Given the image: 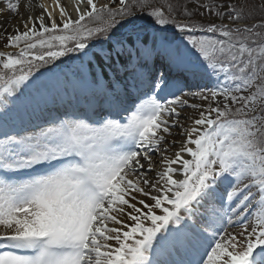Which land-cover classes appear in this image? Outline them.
Wrapping results in <instances>:
<instances>
[{"label": "snow or ice", "instance_id": "snow-or-ice-1", "mask_svg": "<svg viewBox=\"0 0 264 264\" xmlns=\"http://www.w3.org/2000/svg\"><path fill=\"white\" fill-rule=\"evenodd\" d=\"M25 9L0 36V264H264V0Z\"/></svg>", "mask_w": 264, "mask_h": 264}, {"label": "bare ground", "instance_id": "bare-ground-1", "mask_svg": "<svg viewBox=\"0 0 264 264\" xmlns=\"http://www.w3.org/2000/svg\"><path fill=\"white\" fill-rule=\"evenodd\" d=\"M8 2V0H0V34L3 32H9L12 33L13 32V27L19 26L20 30L23 31L22 28V22L23 19H26L27 15H29L30 13L26 12L25 6L28 3V0H19L20 3V9H19V14L17 13H13L10 12L9 10H7L6 8V3ZM12 2H16V0H12ZM38 2V0H33V3ZM49 3H51V0H48ZM62 3H67L68 0H61ZM39 10H36V13L38 14ZM187 91V90H186ZM196 111H190L188 109H185V112L183 113V115H195ZM174 133L177 131L176 129L172 130ZM182 139V137L180 136H170L168 137V140H180ZM178 148V145H177ZM176 150V148L171 149V152H174ZM185 158H188V156L186 155ZM227 228V226H225ZM228 231L232 232V230L227 229Z\"/></svg>", "mask_w": 264, "mask_h": 264}, {"label": "rangeland", "instance_id": "rangeland-1", "mask_svg": "<svg viewBox=\"0 0 264 264\" xmlns=\"http://www.w3.org/2000/svg\"><path fill=\"white\" fill-rule=\"evenodd\" d=\"M23 1H25V0H23ZM241 2H242V3H246V2H248V0H241ZM256 2L258 3L259 0H256ZM6 33H9V32H3V33L0 34V36H4ZM5 42H6L5 40L0 39V50H8V51H12L11 49H4L3 45H4ZM210 86H211V85H210ZM220 86H223V85L221 84ZM195 90H196V89H193V91H195ZM194 102H199V101H194ZM187 109L190 110V111H194V110L191 109V108H187ZM195 111H196V110H195ZM188 158H190V157H188ZM225 226H227V229L232 230V232H236V231H239V230H240L239 227H233V226L228 225V224H226Z\"/></svg>", "mask_w": 264, "mask_h": 264}]
</instances>
